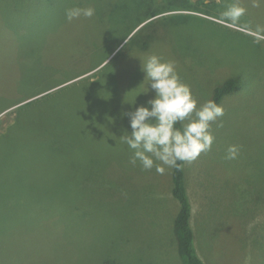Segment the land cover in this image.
<instances>
[{
    "label": "rangeland",
    "instance_id": "obj_1",
    "mask_svg": "<svg viewBox=\"0 0 264 264\" xmlns=\"http://www.w3.org/2000/svg\"><path fill=\"white\" fill-rule=\"evenodd\" d=\"M182 2L0 0V264H183L173 168L133 166L120 140L122 113L155 96L139 94L151 54L200 104L241 77L185 185L205 264H264V3ZM233 3L247 11L226 22ZM71 7L95 14L68 21Z\"/></svg>",
    "mask_w": 264,
    "mask_h": 264
},
{
    "label": "clouds",
    "instance_id": "obj_2",
    "mask_svg": "<svg viewBox=\"0 0 264 264\" xmlns=\"http://www.w3.org/2000/svg\"><path fill=\"white\" fill-rule=\"evenodd\" d=\"M261 3L264 0H254L253 7ZM246 11L245 7L233 3L221 16L226 22L236 23ZM94 14L93 7H71L65 13L68 21L91 18ZM140 59L146 88L139 94L154 91L155 96L133 111L122 113L128 118L131 131L125 130L120 140L131 152L130 164L139 163L144 170L154 168L158 174H164L166 169L192 163L211 150L215 140L211 125L225 110L213 100L200 104L190 85L180 77L175 62L157 54ZM129 103L135 105L136 99ZM239 152V146L230 145L225 159L234 160Z\"/></svg>",
    "mask_w": 264,
    "mask_h": 264
},
{
    "label": "trees",
    "instance_id": "obj_3",
    "mask_svg": "<svg viewBox=\"0 0 264 264\" xmlns=\"http://www.w3.org/2000/svg\"><path fill=\"white\" fill-rule=\"evenodd\" d=\"M181 1H183L182 3L187 2V0ZM151 13L152 14L148 16V18L157 15L156 13ZM146 43L147 39H144L140 45L145 46ZM243 85L244 84L239 75L230 76L215 87L210 100L220 104L225 95L244 89ZM184 165L178 168H173L172 171V193L178 199L180 204L175 217V231L178 239L179 255L183 264H205L204 260L199 255L195 244L194 228L191 223L192 204L185 185ZM6 246V244L1 246L0 250H6ZM2 254L5 253L1 252V255Z\"/></svg>",
    "mask_w": 264,
    "mask_h": 264
}]
</instances>
